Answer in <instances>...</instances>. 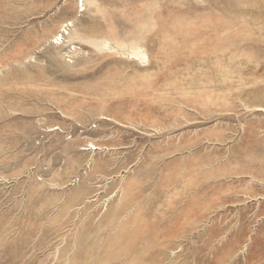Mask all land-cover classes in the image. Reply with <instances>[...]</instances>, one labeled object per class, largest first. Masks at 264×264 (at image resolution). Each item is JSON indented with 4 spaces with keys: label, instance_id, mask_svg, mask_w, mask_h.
Returning a JSON list of instances; mask_svg holds the SVG:
<instances>
[{
    "label": "rangeland",
    "instance_id": "obj_1",
    "mask_svg": "<svg viewBox=\"0 0 264 264\" xmlns=\"http://www.w3.org/2000/svg\"><path fill=\"white\" fill-rule=\"evenodd\" d=\"M0 264H264V0H0Z\"/></svg>",
    "mask_w": 264,
    "mask_h": 264
}]
</instances>
